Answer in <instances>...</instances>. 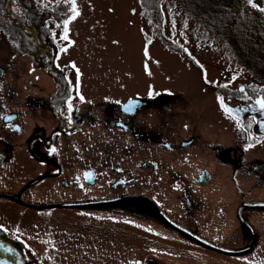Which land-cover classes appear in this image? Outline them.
<instances>
[{"label":"flooded vegetation","instance_id":"flooded-vegetation-1","mask_svg":"<svg viewBox=\"0 0 264 264\" xmlns=\"http://www.w3.org/2000/svg\"><path fill=\"white\" fill-rule=\"evenodd\" d=\"M37 68L26 75L0 60V227L30 264H70L73 250L78 264H264L257 82L232 86L208 71V95L146 97L86 88L55 64ZM130 101L133 113L123 110ZM44 184L53 193L36 198ZM26 211L89 213L112 228L68 223L55 234L60 220Z\"/></svg>","mask_w":264,"mask_h":264},{"label":"rangeland","instance_id":"rangeland-1","mask_svg":"<svg viewBox=\"0 0 264 264\" xmlns=\"http://www.w3.org/2000/svg\"><path fill=\"white\" fill-rule=\"evenodd\" d=\"M45 1L55 3L58 0ZM76 6L80 14L68 25V40L61 39L64 33L59 32L56 22H49V27L58 44L55 65L71 70L76 77L78 69V80L86 88L117 87L118 92L101 91L117 95L130 92L154 97L173 92L180 94L182 98H195L209 94L206 90L210 86L205 83V75H210L208 71H212V80L216 75L226 74L227 78L224 79L232 86L252 80L236 66L221 40L203 34L191 19L186 18L177 4L170 0L160 2L161 31L180 53L159 40L154 21L143 17L138 0H76ZM242 10L248 11L249 8L244 6ZM146 46L148 57L145 56ZM62 48L67 51H61ZM3 58L9 66H15L23 74L30 75L39 71L37 65L27 56L18 53L0 33V60ZM73 64L75 68L72 67ZM212 106L211 111L216 113L214 104ZM51 193L53 191L44 184L37 186L33 195L40 198V194L44 196ZM24 213L27 217L46 222L60 220L51 224L50 232L55 234L71 230L66 225L68 223L79 229L104 231L105 235L112 228L100 216L89 213L73 216H65L67 214L57 211ZM118 229L116 227L117 232ZM68 240L66 233L64 243ZM78 240L79 235L76 233L74 241ZM101 241L102 244L106 243V237H101ZM78 244L79 241L76 245ZM72 252L74 261L70 264H78L75 261L78 252Z\"/></svg>","mask_w":264,"mask_h":264},{"label":"trees","instance_id":"trees-1","mask_svg":"<svg viewBox=\"0 0 264 264\" xmlns=\"http://www.w3.org/2000/svg\"><path fill=\"white\" fill-rule=\"evenodd\" d=\"M194 22L203 34L219 39L228 48L238 68L248 74L264 93V0H170ZM161 0H138L143 17L151 18L159 40L180 53L161 31ZM263 3V4H262ZM47 5V7H45ZM248 6V11L243 7ZM70 5L58 0H0V33L17 52L38 66L54 65L55 40L49 22H56L64 33L63 22L71 14ZM259 85V86H258Z\"/></svg>","mask_w":264,"mask_h":264},{"label":"snow or ice","instance_id":"snow-or-ice-1","mask_svg":"<svg viewBox=\"0 0 264 264\" xmlns=\"http://www.w3.org/2000/svg\"><path fill=\"white\" fill-rule=\"evenodd\" d=\"M62 3H66L68 5H70L68 11L71 13L67 19L64 20L63 22V29H64V35L61 37V39L63 40H68V25L77 18V16H79V11L77 10V6H76V0H61ZM248 3L251 5V7L253 8H257L258 5L254 2V0H248ZM45 7H47V5H45ZM259 10L261 12H264V7L259 8ZM71 43V42H70ZM148 43H151V40L148 41ZM61 51H67L66 48H62ZM185 51H187V49H185ZM145 56L148 57V50H147V46L145 47ZM73 68H75V65H72ZM79 78V70L77 69V79ZM226 87V85H225ZM241 93H245V90L243 88H241L239 90ZM171 95V93H169ZM149 95L151 96L152 93L150 92ZM246 99H251L250 96L247 95V93H245L244 97ZM81 99H83V97H81ZM219 103L221 105V107L224 109L225 112L231 114V110L226 106L225 104V98L224 97H218ZM256 103L260 106V108L262 110H264V99H259L256 101ZM137 103L136 102H129L127 105L124 106V111L127 113H133L135 111V109L137 108ZM69 107H71V105H69ZM246 110V109H245ZM52 151H55V149H53ZM92 178V173H85V179H91Z\"/></svg>","mask_w":264,"mask_h":264},{"label":"water","instance_id":"water-1","mask_svg":"<svg viewBox=\"0 0 264 264\" xmlns=\"http://www.w3.org/2000/svg\"><path fill=\"white\" fill-rule=\"evenodd\" d=\"M0 264H30L20 243L0 227Z\"/></svg>","mask_w":264,"mask_h":264}]
</instances>
